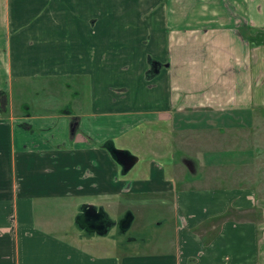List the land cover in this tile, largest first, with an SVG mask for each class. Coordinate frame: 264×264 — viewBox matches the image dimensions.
<instances>
[{
  "label": "crops",
  "instance_id": "0c3cea01",
  "mask_svg": "<svg viewBox=\"0 0 264 264\" xmlns=\"http://www.w3.org/2000/svg\"><path fill=\"white\" fill-rule=\"evenodd\" d=\"M26 80L87 92L84 135L68 154L18 151L26 134L0 113V264H264V189L206 187L195 159L169 157L177 113L252 111L260 125L264 0H0V96ZM109 147L136 165L146 148L147 166L123 174ZM138 205L171 227L153 252L110 236ZM85 206L107 214L105 235L80 227Z\"/></svg>",
  "mask_w": 264,
  "mask_h": 264
},
{
  "label": "rangeland",
  "instance_id": "374dc122",
  "mask_svg": "<svg viewBox=\"0 0 264 264\" xmlns=\"http://www.w3.org/2000/svg\"><path fill=\"white\" fill-rule=\"evenodd\" d=\"M150 72L149 69L147 75L152 77L149 75ZM88 98L87 92L78 89V85L73 80L37 82L33 85L32 81L28 83L26 80L21 83L20 89L15 85L12 95L4 93L0 96V113L8 122L19 121L20 127L16 128L26 134L22 135L21 143H16L17 150L19 148L20 151L23 150V141L25 150L29 147L28 144L37 142L51 148L55 153L68 154L67 152H74V148L70 149V147H75L78 138L84 135V130H78V126L80 127L81 123L85 126V121L83 117L77 116L76 109L83 107V103ZM42 108H49L52 111H45ZM44 118H47V122ZM258 118H261L260 125L256 124L259 120H254L252 111L198 110L177 113L174 115L176 122L173 126L174 148L169 157L178 158L180 153H184L195 159L198 175L202 177V184L206 187L257 186L264 189V113L261 112ZM131 137L133 135L129 138ZM116 140H112L114 146L127 145L124 135L117 136ZM138 147H140L139 143ZM142 147H146V144L142 143ZM142 149V152L138 151L137 154L143 158L132 172L147 166L145 162L149 155L146 153V148ZM18 160L15 159L16 165L19 163ZM41 162L43 163L42 160ZM165 162L161 160L160 163ZM102 166V171L106 172L102 176L108 177L110 175L108 170L111 168L106 164ZM93 176L92 170L87 169L81 180L88 182ZM121 179L120 173H117L112 181H121ZM133 211L135 221L132 227L126 232H121L117 221L118 225L115 223V228L110 231L112 238L123 241L128 238L136 239L138 245L144 246L142 250L151 252L169 242L171 227L160 221L162 210L155 206L138 205L137 208L133 207ZM61 217L64 220L66 215L61 213L59 218ZM56 218L57 214L54 213L51 219L54 221ZM72 219L71 216L70 221Z\"/></svg>",
  "mask_w": 264,
  "mask_h": 264
},
{
  "label": "water",
  "instance_id": "95a60500",
  "mask_svg": "<svg viewBox=\"0 0 264 264\" xmlns=\"http://www.w3.org/2000/svg\"><path fill=\"white\" fill-rule=\"evenodd\" d=\"M73 130V129H72ZM74 131V130H73ZM110 155L114 158V160L120 165L122 168V173L125 174L131 171L134 168V165L138 163V158L129 154L127 151L117 150L114 147H109ZM92 219V220H103V224H101V228H92L88 229L87 226L83 225V220ZM134 216L131 213H128L125 218L119 223V228L121 232H126L131 228L133 223ZM107 214H105L102 210H98L97 207L93 206H85L83 209V214L81 218L78 220L81 228H85L87 231L95 232L100 235H105L108 232L109 227H112V222L108 220ZM104 223H107L106 226Z\"/></svg>",
  "mask_w": 264,
  "mask_h": 264
},
{
  "label": "flooded vegetation",
  "instance_id": "af4514ba",
  "mask_svg": "<svg viewBox=\"0 0 264 264\" xmlns=\"http://www.w3.org/2000/svg\"><path fill=\"white\" fill-rule=\"evenodd\" d=\"M109 146H112L111 144H108ZM101 224H103V220L101 219H95V220H92V219H85L83 220V225L84 226H87L88 229H92V228H101ZM107 223H104V225L106 226Z\"/></svg>",
  "mask_w": 264,
  "mask_h": 264
},
{
  "label": "trees",
  "instance_id": "16d2710c",
  "mask_svg": "<svg viewBox=\"0 0 264 264\" xmlns=\"http://www.w3.org/2000/svg\"><path fill=\"white\" fill-rule=\"evenodd\" d=\"M150 64H151V67H150V70H151V72H150V76H155L156 75V73H158V68H156V65L157 66H160L159 64H157L156 62H153V60H151L150 59Z\"/></svg>",
  "mask_w": 264,
  "mask_h": 264
}]
</instances>
